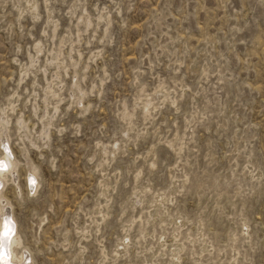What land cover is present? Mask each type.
Masks as SVG:
<instances>
[{
    "label": "rangeland",
    "instance_id": "rangeland-1",
    "mask_svg": "<svg viewBox=\"0 0 264 264\" xmlns=\"http://www.w3.org/2000/svg\"><path fill=\"white\" fill-rule=\"evenodd\" d=\"M5 128L27 264H264V0H0Z\"/></svg>",
    "mask_w": 264,
    "mask_h": 264
},
{
    "label": "bare ground",
    "instance_id": "bare-ground-1",
    "mask_svg": "<svg viewBox=\"0 0 264 264\" xmlns=\"http://www.w3.org/2000/svg\"><path fill=\"white\" fill-rule=\"evenodd\" d=\"M7 131L8 129L5 128L0 135V148L3 147L7 152V155L3 152L0 156V264H27L28 257L17 255L16 248L20 246L21 240H19L17 221L9 212L7 203L3 202L4 197L1 193L6 179H16L17 161L13 159ZM28 179L31 190L36 191L38 188L36 170L30 172Z\"/></svg>",
    "mask_w": 264,
    "mask_h": 264
},
{
    "label": "snow or ice",
    "instance_id": "snow-or-ice-1",
    "mask_svg": "<svg viewBox=\"0 0 264 264\" xmlns=\"http://www.w3.org/2000/svg\"><path fill=\"white\" fill-rule=\"evenodd\" d=\"M33 183H34V181H33Z\"/></svg>",
    "mask_w": 264,
    "mask_h": 264
}]
</instances>
